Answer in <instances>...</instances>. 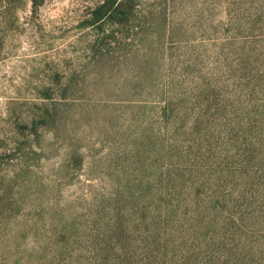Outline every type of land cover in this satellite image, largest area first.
<instances>
[{
  "label": "rangeland",
  "instance_id": "rangeland-1",
  "mask_svg": "<svg viewBox=\"0 0 264 264\" xmlns=\"http://www.w3.org/2000/svg\"><path fill=\"white\" fill-rule=\"evenodd\" d=\"M102 1L0 0V264H264V0Z\"/></svg>",
  "mask_w": 264,
  "mask_h": 264
},
{
  "label": "trees",
  "instance_id": "trees-1",
  "mask_svg": "<svg viewBox=\"0 0 264 264\" xmlns=\"http://www.w3.org/2000/svg\"><path fill=\"white\" fill-rule=\"evenodd\" d=\"M127 6L128 3L126 0H103L100 4L96 5L90 12V17L92 21H96L100 18L101 14H104L106 12L112 14L116 7L118 6Z\"/></svg>",
  "mask_w": 264,
  "mask_h": 264
}]
</instances>
